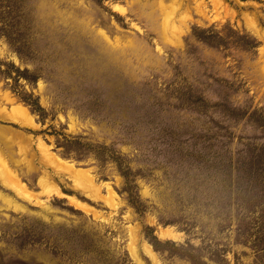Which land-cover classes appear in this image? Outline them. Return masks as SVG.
<instances>
[{
    "label": "rangeland",
    "instance_id": "rangeland-1",
    "mask_svg": "<svg viewBox=\"0 0 264 264\" xmlns=\"http://www.w3.org/2000/svg\"><path fill=\"white\" fill-rule=\"evenodd\" d=\"M0 130V264H264V0H0Z\"/></svg>",
    "mask_w": 264,
    "mask_h": 264
},
{
    "label": "bare ground",
    "instance_id": "bare-ground-1",
    "mask_svg": "<svg viewBox=\"0 0 264 264\" xmlns=\"http://www.w3.org/2000/svg\"><path fill=\"white\" fill-rule=\"evenodd\" d=\"M9 113H10V111H9ZM8 113V114H9ZM19 113H21L22 114V116L20 117V119L22 120L21 122H18V123H20V124H22V125H24V124H26V120L27 121H29L30 120V115L29 114H27V113H25L23 110H20L19 111ZM15 119V118H14ZM13 119V120H14ZM4 135V133H2V131L0 130V137H2ZM1 160H3V158H2V156H1V153H0V163H1ZM19 163V162H18ZM6 169L7 168H5V167H3L1 164H0V179H1V181H3V182H6L5 181V178H4V176H5V174H6ZM29 169V168H28ZM72 173V176H71V174H70V176L71 177H73V178H75V179H84V178H86L87 176V173H85V172H80V171H78V170H74L73 169V172H71ZM86 176V177H85ZM4 178V179H3ZM87 182H88V179L86 178L85 179ZM91 183V182H90ZM41 184V183H40ZM90 185H88V187H89ZM10 187V186H9ZM90 189H92V187H89ZM0 199H2V200H5V199H7L9 202H13L11 199H9L8 197L6 198L5 197V195H3L2 194V192H0ZM159 235L161 236V237H164V238H169V239H173V240H176V239H178L179 238V235L175 232V230L173 231L172 229H161V230H159ZM149 246V245H148ZM148 246H146V247H148ZM150 247V246H149ZM144 249H145V246H144ZM147 249V248H146ZM146 252V251H145ZM149 252L151 253V249L149 248ZM151 255H152V253H151Z\"/></svg>",
    "mask_w": 264,
    "mask_h": 264
},
{
    "label": "trees",
    "instance_id": "trees-1",
    "mask_svg": "<svg viewBox=\"0 0 264 264\" xmlns=\"http://www.w3.org/2000/svg\"><path fill=\"white\" fill-rule=\"evenodd\" d=\"M36 110H37V108H36Z\"/></svg>",
    "mask_w": 264,
    "mask_h": 264
}]
</instances>
